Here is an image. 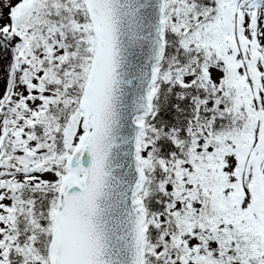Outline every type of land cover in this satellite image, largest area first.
Listing matches in <instances>:
<instances>
[{"label": "snow or ice", "instance_id": "obj_1", "mask_svg": "<svg viewBox=\"0 0 264 264\" xmlns=\"http://www.w3.org/2000/svg\"><path fill=\"white\" fill-rule=\"evenodd\" d=\"M0 264H264V0H0Z\"/></svg>", "mask_w": 264, "mask_h": 264}]
</instances>
